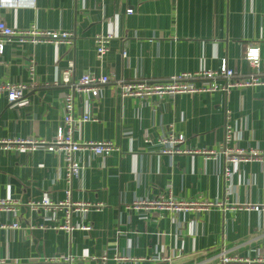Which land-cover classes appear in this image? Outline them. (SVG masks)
<instances>
[{"label":"crops","instance_id":"1","mask_svg":"<svg viewBox=\"0 0 264 264\" xmlns=\"http://www.w3.org/2000/svg\"><path fill=\"white\" fill-rule=\"evenodd\" d=\"M17 1L0 12L6 26L69 32L74 39L59 46L4 42L0 83L29 82L34 62L36 86L22 104H9L0 94V141L53 139L64 110L62 90L52 84L71 63L73 80L85 73L109 78L96 98L75 92V114L94 121L82 124L74 139L111 142L117 151L75 154L83 169L72 183V201L102 207L74 214L72 224L90 230L67 234L54 229L63 223V212L30 207L44 197L64 200L61 155L1 145L0 200L8 204L0 209V259L40 262L68 254L86 264H220L221 253L264 258V155L228 164L223 154L264 153V86L123 100L117 88L119 81L162 83L182 73L217 70L224 61L237 80L252 74L264 80V0ZM101 36L111 39L100 59L95 40ZM249 45L260 49L258 73L244 60ZM226 124L234 131L230 143ZM169 133L184 137L176 148L187 153H161L158 140ZM160 196L219 202L223 208L128 209ZM15 222L19 228H9Z\"/></svg>","mask_w":264,"mask_h":264},{"label":"built area","instance_id":"2","mask_svg":"<svg viewBox=\"0 0 264 264\" xmlns=\"http://www.w3.org/2000/svg\"><path fill=\"white\" fill-rule=\"evenodd\" d=\"M17 0H0V12L3 8L15 6ZM133 10L128 9L127 14H132ZM16 39L19 43L31 42L33 44L46 43L59 46L62 44H71L74 39V34L63 31H43L38 30L34 26L24 30H17L6 26L0 16V56L3 53V45L5 41ZM111 36H101L96 38V53L98 58H102L107 52V43ZM126 57V52L122 53ZM245 62L258 73L260 66V49L257 45H249L245 50ZM72 64L69 63L67 68L61 73L58 80L54 81L52 87L62 90V105L64 115L60 126L57 128L53 139L50 142L38 141L34 139L15 140V141H0V146L8 148L9 145H17L19 151H32L41 147L48 152L61 155L64 165L63 180L65 183L64 200L61 202H52L47 197H44L40 202L30 204L33 209L40 207L49 212H63V223L55 226L54 229L61 230L70 234L75 229L82 231H89L87 226H75L72 224V216L76 213L84 215L91 210H99L102 206L90 205L83 202H73L71 199L72 183L78 179L83 169L75 159V154L87 150L96 156H108L110 153L117 151V148L106 141L99 142H78L74 139V134L77 129L84 123L94 121L89 114L76 115L74 109V94L79 92L96 98L99 95L100 87L109 82L108 76H96L91 73L83 74L78 80H73ZM35 65L31 62L28 66L30 81L27 83H0V94L5 95L9 104H22L24 102L25 94L31 90L36 83H34ZM198 82V83H196ZM254 86H264V80L260 79L257 74H252L248 79L237 80L235 73L229 69L224 62L221 63L217 70L203 69L194 73H182L171 76L167 81L162 83L135 81L124 82L119 81L117 88L120 98H136L149 99L151 97L162 98L165 96L175 95H199L212 94L222 92L228 94L236 88H247ZM225 143H230L234 140L233 129L226 124L225 126ZM159 143L163 146L161 153L164 155L183 154L188 151L176 147L184 142L182 135L167 134L159 138ZM206 155H213V152H203ZM223 154L226 156L228 164H236L241 161H250L258 158L264 153L252 151L249 155L237 150L232 151L225 149ZM229 172L225 171V178L229 177ZM8 202L0 200V209L6 208ZM212 208H223V204L219 202H187L176 201L172 197L160 196L154 200H143L128 207L129 210H154V211H170L174 213L193 212L202 213L207 212ZM11 229H18L17 222L9 226ZM40 229L43 226L39 227ZM220 264H264V258L256 261L242 260L238 258H231L224 253L220 254ZM95 260V258H90ZM104 259V258H102ZM0 264H86L84 260H80L72 255L60 254L40 262H19L10 259H0Z\"/></svg>","mask_w":264,"mask_h":264},{"label":"water","instance_id":"3","mask_svg":"<svg viewBox=\"0 0 264 264\" xmlns=\"http://www.w3.org/2000/svg\"><path fill=\"white\" fill-rule=\"evenodd\" d=\"M117 68H118V67H117ZM116 73H118V72H117V69H116Z\"/></svg>","mask_w":264,"mask_h":264}]
</instances>
